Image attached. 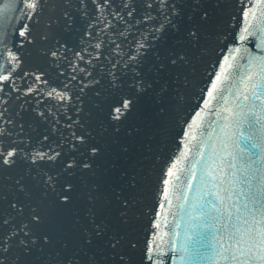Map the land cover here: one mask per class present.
Listing matches in <instances>:
<instances>
[{
	"label": "rangeland",
	"instance_id": "rangeland-1",
	"mask_svg": "<svg viewBox=\"0 0 264 264\" xmlns=\"http://www.w3.org/2000/svg\"><path fill=\"white\" fill-rule=\"evenodd\" d=\"M168 1L175 5V1L162 0L163 4L169 7ZM99 2L102 4L97 6L101 12L99 22L95 18L97 7L91 2L81 10L84 14L88 11L86 15L94 20L90 32L100 34L101 37L99 42L90 39V45H87L91 50L87 64L89 70L86 69L85 81L80 89H89L92 99L96 88L97 97L106 98V101L99 103L97 108V112H102L101 121L104 124H101L102 127L100 125L97 127L96 133L90 134L92 140L91 142L89 140L90 143L84 142L86 138L88 142L89 134H82L81 142L85 144L76 149L77 139L74 130L70 143L66 140L64 146H62V132L71 129L74 122L78 121L75 110L77 100H82L80 89L78 92L73 90L68 96H58L57 105H49L42 101L35 109L31 104L34 110L27 109L28 112L33 111L36 114L35 119L33 118L27 126L29 135L18 144L15 161L22 158L26 160L23 163L25 172L19 176L24 185L16 187L14 194L18 190L29 194L39 185L38 191L50 201L52 213L39 230L40 238L28 239L22 250L10 256L9 259L22 256L19 264H102L101 260L105 264L132 263L130 259L111 251L110 232L113 231V226L107 225L109 231L106 233V230L102 229L106 228L105 223L100 224L99 220L104 218L106 208L105 211L112 216L111 222L120 224L123 216L121 205L129 201L127 192L130 183L136 176H141L144 168H148L151 154L160 136L150 130L155 131L154 127L159 120L162 122L164 120L160 116L172 106L170 103L172 91H168L167 87H164V92L163 90L158 94L153 92L156 83L159 85L162 82L156 76L161 68L156 69L154 63L156 61L151 59V53H157L161 62L167 60L173 63L169 60L171 57L173 59V54L169 50L178 47L177 38L186 30L194 17L190 19L185 16L184 8L180 10L177 8L173 16V12L170 13L172 16L170 19L174 20H167V24L166 20L161 21H165V26L169 25L171 28H166L165 40L159 41L156 45L155 40L159 36L161 21L154 17L155 12L142 0H109V2L99 0ZM147 3L155 6L157 0H148ZM192 13L193 16L200 15L199 18L204 21L205 12L194 13L192 10ZM69 16L70 19L63 25L64 27L68 21V24L72 23L65 29L68 33L67 35L66 31L64 35L60 33L59 43L55 47V58L58 56L59 61L67 57H64L58 47L63 51H68L72 47L74 30L71 29L76 26L74 24L76 21L81 20L82 14L78 18V14L72 10ZM194 23L191 31L196 29L200 22L194 21ZM88 24L91 26V23ZM191 38L196 40L193 36ZM168 40L173 41L174 46L169 44ZM99 49L106 52L107 56H103V60L98 61L97 67L101 68L103 75L101 78L97 77L100 83L92 81V68L94 60L99 56ZM109 52L112 54L108 55ZM154 70L157 71L152 74ZM65 75L70 77L65 88L67 92L74 79L70 74ZM171 76L172 74H169L165 78ZM144 83L146 88L142 87ZM51 87L52 85L48 88ZM41 93L42 91L40 97ZM78 94L80 97L77 99ZM88 95L86 91V96ZM155 96H157L156 100H154ZM63 100L70 110L65 109ZM125 101L129 102L127 109L122 107ZM116 108L122 109L119 119L114 118L118 115L115 112ZM155 112H158L157 115ZM62 113L69 116L61 123ZM87 116H92V106H89ZM2 124L1 121L0 130ZM84 124L88 130L87 123ZM146 133L151 134L152 137L149 138ZM1 138L3 132L0 134V150L4 144ZM56 139L59 140V144H54ZM38 147L43 149V153H50L54 157L47 160V155L41 156L43 158L40 161L44 156L46 159L43 163L44 171L41 174L37 172L36 175ZM57 170L60 171L58 175ZM32 174L37 176L34 182L31 181ZM53 178L54 181L51 182ZM121 195L124 197L119 199ZM105 197H107L106 201ZM12 209L16 210L17 205L14 204ZM3 224L7 225V220ZM12 231L16 232L17 228Z\"/></svg>",
	"mask_w": 264,
	"mask_h": 264
},
{
	"label": "water",
	"instance_id": "water-1",
	"mask_svg": "<svg viewBox=\"0 0 264 264\" xmlns=\"http://www.w3.org/2000/svg\"><path fill=\"white\" fill-rule=\"evenodd\" d=\"M43 3L0 0V124ZM262 177L264 0H246L168 153L139 264L247 260L233 234L260 245Z\"/></svg>",
	"mask_w": 264,
	"mask_h": 264
},
{
	"label": "bare ground",
	"instance_id": "bare-ground-1",
	"mask_svg": "<svg viewBox=\"0 0 264 264\" xmlns=\"http://www.w3.org/2000/svg\"><path fill=\"white\" fill-rule=\"evenodd\" d=\"M104 1L109 2V0ZM172 1H175V5L173 2L168 1L170 3L168 7L167 4H163L162 0H157L155 6L147 3L148 0H142L145 5H148L155 12L154 17H157L159 21L166 20V24L167 20H174L170 18L176 14L177 8L179 10L184 8L185 16L190 19L194 17L190 25H187L186 30L177 38L178 43L176 44L178 47L169 50L173 54V59L171 57L169 60H172L174 65L167 60L161 62L157 53H151V59L157 62H154L156 69L161 68L156 76L162 82L159 85L156 83V89L153 92L158 94L164 87H167L168 91H172L170 95L172 106L169 111L166 110L165 114L160 116L164 120L163 122L159 120L156 127H154L155 131L150 130L160 136L154 147V152L151 154L148 168H144L141 171V176H136L130 183L129 194L127 192V199L130 203L127 202L121 205L123 216L120 219V224L117 225L111 222L112 216L108 215V212L105 211L106 208L104 209V218L99 220V222L101 221L100 224L105 223L106 228L103 227L102 229L103 231L106 230V233L109 231L107 225L113 226V231L110 232L111 251L121 257L124 256L126 259H130L131 264H139L168 153L246 0ZM90 2L94 7H99L101 4L99 0H44L14 91L3 116L2 129L0 130V134L3 132V138L1 139L4 142L0 150V264H19L22 256L9 259L10 256H14L22 250L28 239L40 238L39 234L41 232L39 230L50 217L49 214L52 213L50 201L38 191L39 185H37L36 190L31 191L29 194H25L20 190L14 194L15 188L21 187L23 184L19 176L25 172L23 163L26 160L22 158L15 161V157L18 154V144L29 135L27 132L28 124L33 118L35 119L36 113H33V111L28 112L27 109L34 110L38 107V104L41 105L42 101L49 105H57L58 96H68L73 90L78 92L80 86H83L86 69L89 70L87 66L88 55L91 56L89 54L91 50L87 45H90V39L93 38L99 42L101 37L100 34L96 35L90 32L94 20L89 18L91 16L86 15L88 11L85 14L81 11L87 4L90 5ZM98 7L95 13L97 22L101 21V12ZM72 10L78 14V18L80 14H82V17L80 21L74 23L76 24L74 29H71V31L74 30L72 47L68 51H63L62 48L58 47L64 57H67L59 61L58 56L55 58V47L59 43L60 33L61 35H64L65 31L66 35L68 33V30L65 29L70 27L72 23L68 24V21L64 27L63 25L70 19L69 14L72 13ZM192 10H194V13L205 12L204 21L199 18L200 15L193 16ZM172 12L173 14L170 16ZM194 21L200 22L196 27L197 32L196 29L191 31L195 25ZM88 23H91V26ZM164 23L165 21H161L160 30L158 31L159 36L155 40L156 45L159 41L163 42L165 40L166 28H171L169 25L165 26ZM161 29L162 32L160 33ZM105 35L104 33L103 36L105 37ZM191 36L196 40H193ZM168 43L174 46L173 41L168 40ZM93 48L98 49L94 46ZM102 51L98 50L99 56L94 60L92 81H97V77L101 78L103 76L101 68L97 67L99 65L98 61H102L103 56H106V52ZM111 54V52L108 53V55ZM63 70L65 73H63ZM156 71L154 70L151 73L155 74ZM65 74H70L74 79L67 92L65 88L70 77ZM169 74H172L171 78H165ZM97 82L100 83L101 81ZM50 85L52 87L48 88ZM142 87L146 88V83ZM40 91H42L41 97L39 96ZM80 91L82 100H77L75 110L78 121L74 122L71 129L62 132V146H64L66 140L70 143L72 130H74L77 139L76 149L85 144L81 142V139H83L82 134H89L88 142L86 141L87 138L84 142L90 143L92 141L90 134L96 133L97 127L99 125L102 127L101 124H104L101 121L102 112H97V108L99 103L106 101L105 97H103L104 100L97 97L96 88L92 99L90 98L89 89H80ZM86 91L89 94L88 96H86ZM79 97L80 94H78L77 99ZM155 97L154 100L157 99V96ZM31 104H33L34 109L31 108ZM89 106H92V116H87ZM64 107L70 110L65 101ZM157 113L155 112L156 115ZM67 116L69 115L62 113L60 122H65ZM84 122L87 123L88 130H86ZM145 135H148L149 138L152 137L149 133ZM54 144H59V140L56 139ZM9 152L14 154L9 157ZM43 155H47V160H50L49 157H52V159L54 157L50 153H43V149L38 147L36 175L37 172L41 174L44 171L45 156L40 161ZM5 160H8V163H5ZM59 172L57 170L56 174L58 175ZM36 177L35 174H32L31 181L34 182ZM52 181H54V178L51 179ZM120 197H124V195L119 196V199H121ZM14 204L17 205L16 210L12 209ZM127 209H129L128 212ZM6 220L7 225L3 224ZM16 228L17 231L13 233L12 230ZM1 245H3V248H1ZM101 262L105 264L103 260Z\"/></svg>",
	"mask_w": 264,
	"mask_h": 264
},
{
	"label": "snow or ice",
	"instance_id": "snow-or-ice-1",
	"mask_svg": "<svg viewBox=\"0 0 264 264\" xmlns=\"http://www.w3.org/2000/svg\"><path fill=\"white\" fill-rule=\"evenodd\" d=\"M27 7L31 9H35L36 7V0H27ZM21 36L25 35L24 32L20 33ZM243 38V37H242ZM220 77H217V80H219ZM213 89H215V85H213ZM211 96L212 93H209ZM129 106V102L125 101L122 105L123 109H127ZM115 112L118 114L114 118L119 119V114L122 113L121 108H116ZM14 153L9 152L8 156L11 157ZM43 158V157H41ZM50 159L52 157H49ZM5 163H8V160L4 161ZM262 181H264V177H262ZM264 191V189H262ZM66 199V198H65ZM247 207V205H245ZM238 211V209H237ZM258 211L261 214V220L258 221V223L264 224V206H262ZM255 219V217H253ZM247 223V221H245ZM252 232V229H247L245 233H241L240 229L237 228L235 233L233 234V238L235 239V245L234 247H237L238 251L241 252V254H247L248 259L241 262V264H264V228H262L258 235L260 237V245L256 243L255 237H252V243L248 245L247 249L245 250L243 247H241L242 244L246 243L245 241V235H250ZM259 247V251H257V248ZM235 258V257H234Z\"/></svg>",
	"mask_w": 264,
	"mask_h": 264
}]
</instances>
